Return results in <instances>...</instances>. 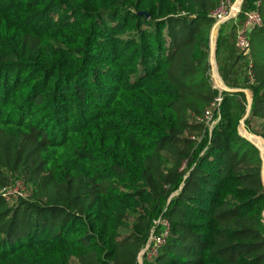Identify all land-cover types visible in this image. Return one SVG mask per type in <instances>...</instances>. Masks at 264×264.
Wrapping results in <instances>:
<instances>
[{"label":"trees","instance_id":"trees-1","mask_svg":"<svg viewBox=\"0 0 264 264\" xmlns=\"http://www.w3.org/2000/svg\"><path fill=\"white\" fill-rule=\"evenodd\" d=\"M220 1L0 0V188L29 193L0 195V264H139L160 216L143 264H264V0L220 27L222 91Z\"/></svg>","mask_w":264,"mask_h":264},{"label":"built area","instance_id":"built-area-1","mask_svg":"<svg viewBox=\"0 0 264 264\" xmlns=\"http://www.w3.org/2000/svg\"><path fill=\"white\" fill-rule=\"evenodd\" d=\"M244 0H221L218 7H216L210 16L216 20V23H224L226 21L234 20L237 21L239 15L242 13V6ZM247 10L244 13V22L237 33L236 45L244 57L250 58L251 56V33L258 27L263 25V16L257 7ZM250 79H253L251 73ZM223 97L220 93L215 101L206 110L204 115L198 118L201 122H206L212 128L218 118L220 103ZM28 191L22 182L17 181L11 186H5L0 188V195L4 197H27ZM171 234V224L170 221L163 216L157 217L153 221V228L149 235L147 244L140 252V256H144V259H152L160 255L162 248L166 244L168 238Z\"/></svg>","mask_w":264,"mask_h":264},{"label":"water","instance_id":"water-1","mask_svg":"<svg viewBox=\"0 0 264 264\" xmlns=\"http://www.w3.org/2000/svg\"><path fill=\"white\" fill-rule=\"evenodd\" d=\"M144 14L148 15V13L143 12ZM223 23H216L213 27L212 30V36H211V46H212V61H213V69L217 77L219 78V82L221 83V87L224 89H229L223 79L219 77V72H218V67H217V62H216V44H217V39L220 31V27ZM251 102H252V95L249 98V110L251 108ZM249 140H251L249 137H247ZM252 141V140H251Z\"/></svg>","mask_w":264,"mask_h":264},{"label":"rangeland","instance_id":"rangeland-1","mask_svg":"<svg viewBox=\"0 0 264 264\" xmlns=\"http://www.w3.org/2000/svg\"><path fill=\"white\" fill-rule=\"evenodd\" d=\"M212 80H213L214 86L218 88L219 86L217 85V83H216V81H215L213 76H212ZM242 128H244V131L242 132V134L244 136H246V137L248 136L250 139H252V141L260 148L261 154H262V157H263V160H264V140H262L259 137H255V136H252L251 134H249L250 132L247 131V129H246L247 127L246 126L243 125ZM247 132H249V133H247ZM138 263L139 264H143L144 263V256L138 257Z\"/></svg>","mask_w":264,"mask_h":264},{"label":"crops","instance_id":"crops-1","mask_svg":"<svg viewBox=\"0 0 264 264\" xmlns=\"http://www.w3.org/2000/svg\"><path fill=\"white\" fill-rule=\"evenodd\" d=\"M211 64H213V61H212V46H211ZM212 76L214 77V79H215V81H216V83H217V85L219 86L218 88L217 87H215V88H217V89H219V90H223V88L221 87V83L219 82V78L217 77V75L215 74V72H214V69H213V65H212ZM219 77H221L220 76V74H219ZM222 78V77H221ZM226 85V84H225ZM224 90H228V89H224ZM246 91V93H247V96H248V99L250 98V96H251V92L250 91H248V90H245ZM242 125H244L245 126V124L244 123H242ZM244 129V128H243ZM246 137V136H245ZM263 139V138H262ZM264 140V139H263ZM251 141V140H250ZM253 142V141H252ZM254 143V142H253ZM255 144V143H254ZM256 145V144H255ZM257 146V145H256ZM258 147V146H257ZM259 148V147H258ZM259 150H260V148H259ZM260 152H261V150H260ZM261 156H262V154H261ZM262 159H263V157H262ZM263 174H264V161H263Z\"/></svg>","mask_w":264,"mask_h":264}]
</instances>
